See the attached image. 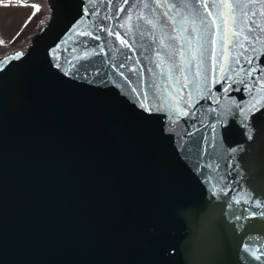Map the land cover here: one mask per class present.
Wrapping results in <instances>:
<instances>
[{
  "label": "water",
  "instance_id": "1",
  "mask_svg": "<svg viewBox=\"0 0 264 264\" xmlns=\"http://www.w3.org/2000/svg\"><path fill=\"white\" fill-rule=\"evenodd\" d=\"M146 1L160 5L152 11L154 24L167 3ZM133 2L110 0V11L97 20L85 12L82 30L67 32L60 64L37 53L24 67L29 82L66 70L68 84L47 100L30 101L26 87L0 74V102L9 107L0 117V264H264L256 115L245 118L235 99L227 100L202 110L200 121L188 123L202 130L180 140L165 135L161 112L174 114L180 96L194 104L206 95L181 90L179 76L170 89L146 84L154 67L133 60L114 79L94 70L93 46L109 24L151 19L127 21L142 15H132ZM49 22L45 11L27 42L0 53V63L15 55L26 60ZM87 32L92 35L81 34ZM260 37L252 47L246 42L247 51L264 50ZM260 71L248 78L260 80ZM63 97L70 101L56 102ZM154 108L157 115L148 113ZM154 117L163 127L157 141L146 134ZM189 143L202 150L189 159L187 177L176 181L175 157Z\"/></svg>",
  "mask_w": 264,
  "mask_h": 264
},
{
  "label": "rangeland",
  "instance_id": "2",
  "mask_svg": "<svg viewBox=\"0 0 264 264\" xmlns=\"http://www.w3.org/2000/svg\"><path fill=\"white\" fill-rule=\"evenodd\" d=\"M204 2L205 0H167V11L172 3H175L176 7L169 11L168 17L163 16L165 11L161 12L159 19L153 24L155 27H153V25L152 27L145 26V24H147L146 22L142 24L131 23L129 25H124L120 23V21L115 23L112 22L106 29L110 28L113 33L119 32L120 37L127 40L131 47H126L121 44L115 35H108L105 29L93 46L94 53L92 62L94 70L99 75L111 76L114 79L115 77H113V75L119 76L122 73V67H120V65H125L128 61L133 60L139 64L142 63L154 67L155 74L146 81V84L159 83L162 88L170 89L173 86V78H175V76L182 77L184 83V76L191 79L193 74L197 71L196 64H199L202 73L205 71L208 72L209 79L214 81V83L211 84V91L210 93H204L206 98L201 103H190L192 106H187L185 108L188 112L187 115H174L170 112H161L164 113L161 122L166 126L164 130L165 135L167 136L170 133H175L176 136L180 137V140L182 138L192 139L189 133L190 135L198 133L202 129L195 131L200 126H191L188 123L191 122L194 124L200 121L202 110L206 107L214 106L216 108H221L224 101L228 100L231 102L234 99V106H236V108L237 105L242 106L240 107V109H242V114L247 113L251 117L252 115H256L258 118L256 126L258 130H262L264 129V99H261V97H264V92H261L260 89L264 87V77L259 78L260 80H251L246 77L247 79L244 78L245 83H232L229 90L227 92L224 91V88L228 85L218 79L220 73L217 58L220 53V38L219 36L212 35V33L216 31L215 25L209 27L211 21L217 15L218 8L216 4H218V1L206 0L209 5L207 9L203 8ZM163 3H166L165 0H163ZM145 5L148 6L145 7ZM156 5L146 0H134L132 9L127 4L130 10H133V16L135 13H140L151 19H154L152 11L157 7ZM159 7L160 5L157 8ZM249 7H251L252 10H256L259 5H250ZM41 9L36 15V20L39 21L46 11L50 16V22L45 28L40 30V34L37 36L33 45L34 51L32 49L30 50V54L27 56L26 60L19 55H15L3 58L0 63V74H7V76L11 75L17 87H21L20 90L26 87V90H28V99L30 101L34 99L47 100L52 94H55V92L57 93L64 89L68 84V73H66L64 68L60 67L56 72L52 73V75L36 78L29 82L28 73L25 71L24 67L36 62L37 53L38 55L46 53V62H59L60 64L65 59L60 49L66 46L67 32L70 30L73 34H78L80 30H82L79 24L85 12L92 13L94 20H97L110 11L111 5L110 0H46V9L43 4ZM91 9L93 10L91 11ZM244 10H247V8ZM209 11L212 12V16L208 15ZM236 15L239 19L240 11H237ZM122 18H125V16H122ZM201 18L204 19L203 24L200 22ZM254 19H256L257 24L264 22V18L259 16ZM127 21L139 22L137 19L132 18ZM173 21L175 23H173ZM120 25H124V27ZM193 29L196 31L193 32ZM261 34L263 33L259 31L253 32L251 34V43L254 44L256 41L255 37H260ZM76 38L78 39L79 36ZM213 39L216 40L215 44L212 43ZM201 45H203V48H201ZM101 46H103V51H100ZM5 49H0V51ZM106 49L112 51L111 56L104 55ZM196 50L203 52V61L200 60L198 55L197 60L192 63V68L189 70L188 64L191 61V53ZM244 55L252 60L253 63L247 64L244 62V57H241L240 64L233 65L234 70L231 72H228V67L225 65V72H228V75L231 76L233 81L239 80L240 75L244 74L239 71L241 65H243L245 69H248L257 64H261L262 69H264V50L258 54H255L253 49L246 50ZM255 68V72L258 73L260 69L258 67ZM178 69H183V75L180 74ZM164 75H171L172 77L164 79ZM224 96H228L230 99H224ZM67 99L68 97H63L60 101L56 102L66 103L70 101ZM238 99L239 102L237 101ZM258 100L260 101L259 103H257ZM253 104L256 106L253 107ZM147 105L152 106L149 102ZM248 109H251V111H248ZM252 109L255 112H253ZM8 110L9 107L0 102V117L8 115ZM148 113L157 115L159 111L154 108L151 111L148 110ZM251 117L249 120H251ZM162 128L158 118L154 117L148 124L149 131L146 134L149 138L157 141V139H159V132ZM215 129L216 127L214 126L213 131H215ZM207 132L210 133V131ZM202 134L199 137H201ZM201 150V147L189 143L186 151L176 155L175 160L181 164L180 171L177 173L178 179H175L176 181L181 180L183 177H187L186 168L188 167L189 159L195 157ZM263 167L264 161L261 170ZM256 175L261 179L260 181H264V175L261 171H258Z\"/></svg>",
  "mask_w": 264,
  "mask_h": 264
},
{
  "label": "snow or ice",
  "instance_id": "3",
  "mask_svg": "<svg viewBox=\"0 0 264 264\" xmlns=\"http://www.w3.org/2000/svg\"><path fill=\"white\" fill-rule=\"evenodd\" d=\"M167 3V0H165ZM256 6L259 5L256 10H252L249 6ZM148 5H145L147 7ZM157 7L159 6V3L157 2ZM31 7L35 9V11L32 13L34 16L36 11H39V5L32 4ZM176 4L172 3L169 6L168 11H165L163 13L164 17L169 16V11L171 9L175 8ZM209 7L208 3H203V8L207 9ZM216 7L218 8V12L216 17L213 18L211 21V25H215L216 31L212 33L213 36H219L220 38V53L219 57L217 58V64L219 65V73L218 79L227 84L228 86L224 88V91L227 92L229 88L231 87L232 83H238L243 84L245 83V79L242 77L239 80L233 81L231 76L228 75V72L233 71V65H238L241 62V57H244V62L247 64H252L253 61L248 59L244 52L247 50L245 47L246 42H248V47H252L251 45V34L253 32L259 31L261 33H264V22H261L260 24H257L255 17L259 16L261 18H264V0H218V4H216ZM247 10H244L246 9ZM237 11H240V18L238 19L236 13ZM209 16H212V12H208ZM128 19H131L129 17ZM143 15L138 16L137 20H143ZM219 21V22H218ZM147 24L153 25V20L148 19ZM201 24L204 23V19L201 18ZM173 23H175L173 21ZM121 27H124V25H120ZM153 27H155L153 25ZM108 32V35H115L117 39H119L120 43L125 45L126 47H131V45L128 44V41L121 38L119 32L113 33L112 30L106 29ZM193 32L196 30L193 29ZM82 35H89L91 36V32L87 33H81ZM97 39L100 37L97 36ZM256 40H260V37H255ZM4 42L0 40V44H3ZM212 43L215 44L216 40L213 39ZM201 48H203V45H201ZM243 50V51H242ZM100 51H103V46H101ZM22 55V54H20ZM87 55V53H85ZM199 55V58L201 61H203V52L193 53L191 56V61L188 64V69L190 70L192 68V63L197 60V56ZM211 59V57H210ZM225 65L228 67V72H225ZM59 66V65H57ZM120 67H123V65H120ZM197 71L193 74L192 78L189 79L187 76H184V83L181 84V90L188 89L190 86L192 87L193 91L199 92L201 94L204 93H210L211 91V84L214 83V81L209 79V73L203 72L200 69V65L196 64ZM181 75H183V69H178ZM240 72H243L245 74V77H251V75L256 71L255 67L245 69L243 65H241ZM261 71H264L262 69ZM123 75V73H121ZM261 92H264V87L260 89ZM191 95V93H189ZM261 99H264V97H261ZM260 101L258 100L257 103ZM184 105H188V107H191L192 105L188 103V100L180 96L176 100V111H174V115H187L188 112L184 108ZM256 105L253 104V107ZM242 107L241 105H237V108ZM248 111H251V109H248ZM247 117V113H245V118ZM257 206L259 205V202H257ZM261 215H264V213H260ZM247 251L251 252V255L256 259L260 260L261 256L257 255L256 251H251L249 249H246Z\"/></svg>",
  "mask_w": 264,
  "mask_h": 264
},
{
  "label": "crops",
  "instance_id": "4",
  "mask_svg": "<svg viewBox=\"0 0 264 264\" xmlns=\"http://www.w3.org/2000/svg\"><path fill=\"white\" fill-rule=\"evenodd\" d=\"M32 4L42 7L40 0H0V49L23 46L38 22ZM42 10V9H41ZM43 11V10H42Z\"/></svg>",
  "mask_w": 264,
  "mask_h": 264
},
{
  "label": "trees",
  "instance_id": "5",
  "mask_svg": "<svg viewBox=\"0 0 264 264\" xmlns=\"http://www.w3.org/2000/svg\"><path fill=\"white\" fill-rule=\"evenodd\" d=\"M42 1L43 5L45 6L46 9V4L44 0H40ZM258 134L260 135V137H257V144L259 145V152L260 154L258 155L260 162H261V166L263 164L264 161V129L262 130H258Z\"/></svg>",
  "mask_w": 264,
  "mask_h": 264
},
{
  "label": "built area",
  "instance_id": "6",
  "mask_svg": "<svg viewBox=\"0 0 264 264\" xmlns=\"http://www.w3.org/2000/svg\"><path fill=\"white\" fill-rule=\"evenodd\" d=\"M42 17H43V16H42ZM42 17H41V18H42ZM41 18H40V19H41ZM40 19H39V20H40ZM9 49H11V48H9ZM6 50H8V48H6L5 50L0 51V53L5 52Z\"/></svg>",
  "mask_w": 264,
  "mask_h": 264
}]
</instances>
